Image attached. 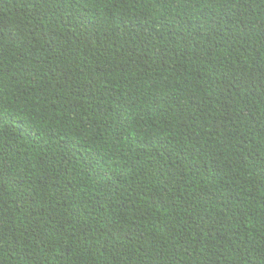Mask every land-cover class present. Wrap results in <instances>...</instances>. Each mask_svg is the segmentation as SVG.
<instances>
[{"label":"trees","instance_id":"obj_1","mask_svg":"<svg viewBox=\"0 0 264 264\" xmlns=\"http://www.w3.org/2000/svg\"><path fill=\"white\" fill-rule=\"evenodd\" d=\"M0 264H264V0H0Z\"/></svg>","mask_w":264,"mask_h":264}]
</instances>
